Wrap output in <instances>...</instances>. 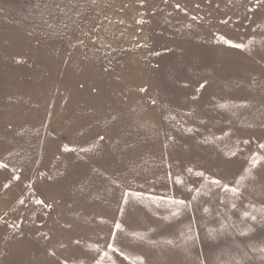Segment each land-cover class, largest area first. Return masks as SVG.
<instances>
[{
    "label": "rangeland",
    "instance_id": "rangeland-1",
    "mask_svg": "<svg viewBox=\"0 0 264 264\" xmlns=\"http://www.w3.org/2000/svg\"><path fill=\"white\" fill-rule=\"evenodd\" d=\"M262 146L264 0H0V264H264Z\"/></svg>",
    "mask_w": 264,
    "mask_h": 264
},
{
    "label": "snow or ice",
    "instance_id": "snow-or-ice-1",
    "mask_svg": "<svg viewBox=\"0 0 264 264\" xmlns=\"http://www.w3.org/2000/svg\"><path fill=\"white\" fill-rule=\"evenodd\" d=\"M232 46H234V47H242V45H232ZM262 147H264V146H262ZM214 183H219V181H214ZM225 190L227 191V190H230V189H228L227 188V186L225 187ZM232 191H235V189H231ZM174 203H175V201H173ZM179 203L180 204H184V201H179ZM119 227H120V225H117V228L119 229Z\"/></svg>",
    "mask_w": 264,
    "mask_h": 264
}]
</instances>
